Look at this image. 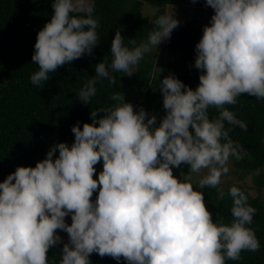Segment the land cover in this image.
I'll use <instances>...</instances> for the list:
<instances>
[{
  "label": "clouds",
  "instance_id": "obj_1",
  "mask_svg": "<svg viewBox=\"0 0 264 264\" xmlns=\"http://www.w3.org/2000/svg\"><path fill=\"white\" fill-rule=\"evenodd\" d=\"M205 6L214 14L195 46L192 66L201 70L195 89L173 73L160 79L161 117L143 106L136 110L116 93L111 106L92 109L91 123L72 126L71 144L54 143L34 167L17 166L0 182V264H50L49 249L61 243L59 264H92V253L126 264H225L239 260L243 250H259L248 227L256 209L245 191L228 189V224L213 219L202 190L217 188L230 157L247 155L225 121L245 131L247 125L224 106L242 94L264 99V0H205ZM51 7L32 55L38 70L30 79L41 87L50 72L91 56L99 44L94 0H52ZM153 23L140 43H125L116 29L111 62L95 65V75L76 93L80 102L90 104L98 81L115 84L112 72L131 77L180 21L165 12ZM210 106L219 110L217 117L210 119ZM183 165L189 171L175 176L173 169ZM202 170L206 174L194 185L192 174ZM217 192L224 199L223 189ZM57 230L68 234L67 243Z\"/></svg>",
  "mask_w": 264,
  "mask_h": 264
},
{
  "label": "trees",
  "instance_id": "obj_2",
  "mask_svg": "<svg viewBox=\"0 0 264 264\" xmlns=\"http://www.w3.org/2000/svg\"><path fill=\"white\" fill-rule=\"evenodd\" d=\"M176 1L182 0H94L99 44L93 54H85L58 67L56 72H50L49 80L42 82L44 86L41 87L33 85L30 79L38 70V65L32 63V55L38 31L51 19L52 0H0V182L17 166L34 167L46 157L54 143L71 144L74 141L72 126L78 121L81 127L84 122L91 123L92 109L111 106L115 103L111 97L116 93H124L127 102L134 106L140 104L161 117L164 109L158 87L160 79L173 73L193 89L197 87L201 70L192 66L195 46L203 34V26L210 19L202 21L184 16L168 41L156 51L146 53L138 62L129 81L125 73L112 72L115 84L109 86L106 79L98 81L97 93L90 104L77 99L76 93L95 75V65L104 59L111 62V41L117 28L125 37V43L129 38H135L137 43L145 41L155 27L153 21L166 12L167 5ZM195 3L204 5L205 0ZM146 4L157 9L152 17L143 13ZM210 13L213 15L214 10ZM224 107L247 125L245 131L225 121V128L231 129L230 138L247 151L242 159L230 157L229 162L232 160L236 167L234 172L241 178L259 172L254 174L253 188L239 183L219 184L217 188L206 186L202 190L205 203L213 219L230 224L232 198L227 195L228 189L234 185L245 191L249 205L256 209L248 227L255 232L260 248L256 252L243 250L239 260L226 259L225 264H264V99L242 94L237 97L236 104ZM208 113L211 119L219 115V110L210 106ZM188 171V166L183 165L174 168L173 174L179 177L181 172ZM217 189H223L224 199L218 198ZM252 189L257 190L256 195L252 194ZM60 231L57 230L61 235ZM62 247L57 245L49 249L50 264H59ZM90 260L92 264H126V261L117 262L97 253L90 254Z\"/></svg>",
  "mask_w": 264,
  "mask_h": 264
},
{
  "label": "rangeland",
  "instance_id": "obj_3",
  "mask_svg": "<svg viewBox=\"0 0 264 264\" xmlns=\"http://www.w3.org/2000/svg\"><path fill=\"white\" fill-rule=\"evenodd\" d=\"M210 10H213L210 6H205L204 5H197L196 3H193L190 0H182V1H176L174 3H171L169 5L166 6V12L169 13H174L176 15V18L179 20L180 18L186 16V17H197L198 19L202 20V21H206V19H210V17L212 16L210 13ZM157 9L153 8L152 6L146 4L143 7V13L145 15L148 16H153L156 13ZM168 40H165L164 42H162L160 45L157 46V48H152L153 51H156L157 49H159L162 45H164ZM137 66V65H136ZM136 66L134 68V72L136 71ZM130 77L128 78L129 81ZM131 95H136L134 93H130ZM140 99V96L138 98V100ZM139 107H141L140 104H137L135 106L136 110H139ZM146 109V108H145ZM149 114H156L158 117L159 114L155 113L151 110L146 109ZM94 167H96L97 172L94 173V178H98V174L100 171H102V160L100 162H98L97 165H95ZM228 167H229V174H224L221 177V182L220 185H231L234 183H239V184H245L247 186H250L253 188L254 186V174H257L259 171H256L253 174H250L248 176H244L243 178H241L239 176L238 173L234 172L236 170V167L233 166L232 160L230 162H228ZM206 174V170H202L201 173H194L192 174V181L193 184L195 185V183L204 175ZM98 192H94L93 193V197L92 199H95L97 196ZM252 194L256 195L257 194V190L252 189ZM264 195V187H263V193ZM66 221L70 224L71 223V217L68 216L65 218ZM61 236L63 237V243H67L68 242V234L66 232L60 231ZM61 246H63V244H60Z\"/></svg>",
  "mask_w": 264,
  "mask_h": 264
}]
</instances>
